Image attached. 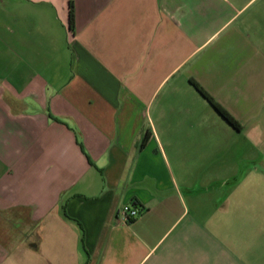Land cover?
Segmentation results:
<instances>
[{"label":"crops","instance_id":"crops-1","mask_svg":"<svg viewBox=\"0 0 264 264\" xmlns=\"http://www.w3.org/2000/svg\"><path fill=\"white\" fill-rule=\"evenodd\" d=\"M242 136L264 0H0V264H264V178L202 167Z\"/></svg>","mask_w":264,"mask_h":264},{"label":"rangeland","instance_id":"rangeland-1","mask_svg":"<svg viewBox=\"0 0 264 264\" xmlns=\"http://www.w3.org/2000/svg\"><path fill=\"white\" fill-rule=\"evenodd\" d=\"M255 140L242 136L238 138L239 145L236 148H227L223 153L202 155V167L208 168L215 176L264 178V137L259 139V144ZM206 141L201 139V145L206 146ZM233 142H236L235 138Z\"/></svg>","mask_w":264,"mask_h":264},{"label":"trees","instance_id":"trees-1","mask_svg":"<svg viewBox=\"0 0 264 264\" xmlns=\"http://www.w3.org/2000/svg\"><path fill=\"white\" fill-rule=\"evenodd\" d=\"M70 21L73 24V12L70 11ZM191 85L196 89V91L214 108V110L222 117V119L233 127L235 130L240 131L242 129L240 123L216 100L210 96V94L202 88L197 82L191 81ZM147 140V136L144 138V142ZM133 222V221H131Z\"/></svg>","mask_w":264,"mask_h":264},{"label":"built area","instance_id":"built-area-1","mask_svg":"<svg viewBox=\"0 0 264 264\" xmlns=\"http://www.w3.org/2000/svg\"><path fill=\"white\" fill-rule=\"evenodd\" d=\"M119 213L122 221H124L125 223H130L139 216V210L133 209L130 206H124Z\"/></svg>","mask_w":264,"mask_h":264}]
</instances>
